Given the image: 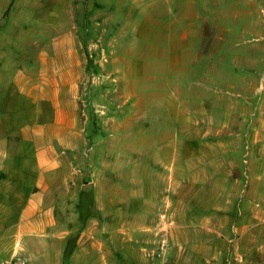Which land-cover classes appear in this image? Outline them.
Wrapping results in <instances>:
<instances>
[{"label": "rangeland", "instance_id": "rangeland-1", "mask_svg": "<svg viewBox=\"0 0 264 264\" xmlns=\"http://www.w3.org/2000/svg\"><path fill=\"white\" fill-rule=\"evenodd\" d=\"M64 33L70 34L81 63L79 142L76 149L60 154V169L51 179L55 224L44 235L64 241L37 245L36 236L27 237L31 240L20 239V251L32 264H42L38 249L45 256L61 249L68 262L77 246L92 252V240H106L114 257L110 264H149L146 254L165 239L167 264H207L193 258L185 245L183 260L176 258L178 250L172 242L176 235L206 236L216 237L217 264H235L229 261L228 240L236 235L229 223L239 226L246 221L252 228L244 233L243 260L238 255L233 258L242 260L237 264H264V252L256 249L263 243L264 196H243V133L234 142L237 183L228 175L232 169L228 152L221 154L224 161L217 162L222 163L219 167L214 166L216 151L207 145L200 148L202 141L229 142L234 136L229 137V128L243 132L264 112V0H197L191 5H168L162 0H0V60L8 63V72L24 67L34 73L42 51L48 53ZM200 106L207 114L203 139L196 130L197 121L202 122ZM139 113L145 142H156L161 127H172L164 134L178 144V168L170 178L177 183L173 190L183 189L188 196L163 198L155 223L144 229L122 226L119 234L115 220L125 215L127 221H135L137 215L116 212L111 205L109 211H101L107 183L102 176L116 174L111 164L133 154V141L140 139L134 137ZM187 115L192 126L182 132L176 124ZM181 157L192 172L183 174ZM121 185L128 194L134 187L129 180ZM128 194L127 211L135 205ZM184 203L189 205L190 217L209 220L207 228L216 234L197 226L183 227ZM170 206L172 211L167 210ZM94 224L98 228L91 230ZM15 233L6 225L0 227V240L8 245L5 249L14 246ZM116 235L124 239L125 251H116Z\"/></svg>", "mask_w": 264, "mask_h": 264}, {"label": "crops", "instance_id": "crops-1", "mask_svg": "<svg viewBox=\"0 0 264 264\" xmlns=\"http://www.w3.org/2000/svg\"><path fill=\"white\" fill-rule=\"evenodd\" d=\"M162 1L168 5L176 3L191 5L197 0ZM48 50V53L45 50L42 51L34 73H30L24 67L17 68L14 72H8V63L0 60V227L6 225L10 230L15 229L16 232L13 239L14 246H11V249H5L8 245L0 240L1 252L20 250L18 248L20 239L31 240L27 237L36 236L37 245H61L64 241V239L59 240L44 235L55 224L54 208L52 202L50 203L51 179L60 169V154L65 150L76 149L79 142L77 94L81 63L69 33L58 35ZM203 102L205 101L202 100L201 105H204ZM262 105L261 101L260 107ZM203 107L200 106V110H198V116L202 117V122L197 121L196 128L198 134L200 133L202 136L201 139L204 138L203 124L207 116ZM140 114L136 118L138 123L134 124L136 126L134 137L137 138L140 135V139L133 141L135 148L133 154H130L131 156L124 155L122 160L116 159L111 164L115 167L112 170L116 174H107L106 176L103 174L102 176L103 181H107V183L102 194L104 204L100 207L101 211H109L107 207L110 209L111 205L115 207L116 212H129L128 214L137 215L134 217L135 221H127L125 215L121 219L115 220L114 226L119 234L122 226L129 228L135 226L134 228L144 229L155 223L156 216L162 209L163 198L188 196V192L183 189L181 191L173 190V186L177 183L173 184L172 178H170L178 168L175 162L178 155L176 152L178 144L177 140H169L168 138L171 136L167 138L164 134L172 127L167 125L161 127L156 142H145V132L141 133L143 126L141 121L144 120ZM259 117L256 124L244 126L243 132H241L242 129L229 128V137L234 133L229 142L220 139L210 143L202 141V146H200L201 149L205 145L211 146L216 151L214 166L220 167L222 163L217 162L224 161L221 154L226 155L228 152V165L231 164L232 167L228 175L233 182L237 183L238 178L233 176L235 168L237 169L234 142H236L237 136L243 133L244 144L241 161L243 165L242 178L244 177L245 181L243 196L246 197L264 196V112ZM189 123L191 120L187 115L179 118L176 127L182 132H189L192 126ZM193 129L194 126L192 131ZM220 131L222 128L217 131V134H220ZM185 159V157H181L180 165H184V173L183 170L182 173L188 174L192 170H188V162ZM200 171L198 165L196 173L200 174ZM127 180L134 183L130 194L126 193L125 187L121 185V182ZM162 180L166 183H163V190L159 192L158 187ZM181 180L183 181L185 178H181ZM127 194L135 201V205L129 211L124 209ZM172 206L175 205L172 204ZM172 206L167 207V210L172 211ZM184 206L186 209L182 208L184 209L182 212L184 214V217L182 216L184 218L182 220L183 227L197 226L202 228L204 233L216 234L214 233L216 231L207 228L209 220H197L190 217L188 203H184ZM173 209L174 212L178 211L176 207ZM182 209L179 211L181 212ZM203 221L204 224H202ZM193 223H199L201 227ZM229 225L236 233L232 239L228 240L229 261L237 264L236 262L243 260L240 248L242 241L246 240L244 233H247L252 225L246 221L241 222L239 226L238 223L233 222H230ZM180 227L182 225H179ZM96 228L98 227L95 225L91 230ZM119 238L116 235V239H114L117 246L115 249L118 252L125 251V244H121L124 239ZM213 238L208 239L206 236L202 238L180 236L178 238L176 235L172 241L178 250L175 257L183 260L181 251L185 252V249L188 248L191 256L195 259L198 258L199 263L204 261L207 264H217L216 258L219 250L216 239ZM219 240L221 239L219 238ZM90 244L94 246L92 252H90L91 249L77 246L69 255L68 262L64 260L61 249L59 253L56 252L52 256H45L46 254H41L38 249V260L42 261V264H110L114 262L113 252L109 251L106 240H92ZM257 247L258 251L264 252V236L263 243H258ZM236 255L242 260L234 259L233 256ZM187 259H190V256Z\"/></svg>", "mask_w": 264, "mask_h": 264}, {"label": "built area", "instance_id": "built-area-1", "mask_svg": "<svg viewBox=\"0 0 264 264\" xmlns=\"http://www.w3.org/2000/svg\"><path fill=\"white\" fill-rule=\"evenodd\" d=\"M168 243L160 239L156 247L146 254L149 264H167ZM0 264H31L30 259L20 250L0 251Z\"/></svg>", "mask_w": 264, "mask_h": 264}, {"label": "water", "instance_id": "water-1", "mask_svg": "<svg viewBox=\"0 0 264 264\" xmlns=\"http://www.w3.org/2000/svg\"><path fill=\"white\" fill-rule=\"evenodd\" d=\"M88 188H89V186H86V187H85V189H88Z\"/></svg>", "mask_w": 264, "mask_h": 264}, {"label": "trees", "instance_id": "trees-1", "mask_svg": "<svg viewBox=\"0 0 264 264\" xmlns=\"http://www.w3.org/2000/svg\"><path fill=\"white\" fill-rule=\"evenodd\" d=\"M84 190H87V189H84Z\"/></svg>", "mask_w": 264, "mask_h": 264}]
</instances>
